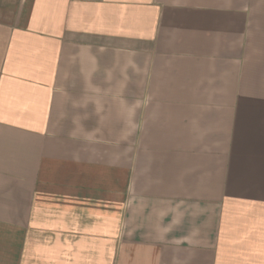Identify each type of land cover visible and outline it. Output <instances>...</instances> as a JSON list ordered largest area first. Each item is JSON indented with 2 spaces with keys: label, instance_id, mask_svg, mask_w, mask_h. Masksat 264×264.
<instances>
[{
  "label": "crops",
  "instance_id": "0c3cea01",
  "mask_svg": "<svg viewBox=\"0 0 264 264\" xmlns=\"http://www.w3.org/2000/svg\"><path fill=\"white\" fill-rule=\"evenodd\" d=\"M0 264H264V0H0Z\"/></svg>",
  "mask_w": 264,
  "mask_h": 264
}]
</instances>
